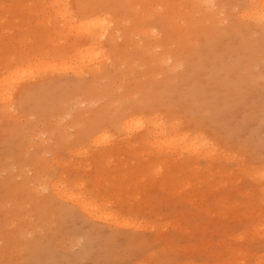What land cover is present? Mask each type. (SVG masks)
I'll list each match as a JSON object with an SVG mask.
<instances>
[{"label":"rangeland","instance_id":"374dc122","mask_svg":"<svg viewBox=\"0 0 264 264\" xmlns=\"http://www.w3.org/2000/svg\"><path fill=\"white\" fill-rule=\"evenodd\" d=\"M163 1L0 0V93L7 95L0 99V264H47L46 255L49 264H264V31L247 18L237 34L227 27L248 0H223V9L209 0L212 10H224L216 12L219 29L210 47L188 52L181 64L167 53L170 60L159 57L168 63H157L160 47L146 45L143 56L135 47L151 41L150 34L164 37L154 14L177 0ZM178 1L184 14L173 19L182 32L185 14L194 25L208 19L204 4ZM98 16L107 21L102 30H80ZM142 19L147 35L137 28ZM128 35L137 46H127ZM252 41L258 49L244 57ZM92 47L98 56L89 63L79 53ZM15 66L36 74L19 78ZM149 87L154 98H143ZM133 115L176 124L169 129L182 140L200 134L206 154L200 147L184 150L183 143L173 149L153 145V138L145 142L140 126L124 131L122 121ZM96 134L93 140H103L93 142ZM49 182L94 202L97 217L75 210L66 193L67 200L53 199ZM25 184L38 187L43 205L32 203ZM22 225L30 229L10 244Z\"/></svg>","mask_w":264,"mask_h":264},{"label":"bare ground","instance_id":"6f19581e","mask_svg":"<svg viewBox=\"0 0 264 264\" xmlns=\"http://www.w3.org/2000/svg\"><path fill=\"white\" fill-rule=\"evenodd\" d=\"M113 2H116L117 0H112ZM162 2H164L163 0H161ZM166 1V0H165ZM211 1V0H210ZM209 0H191V2H192V4L194 5V6H199V7H201V4H204V9L206 10V12H207V14L205 15V17H208V19L207 20H205L204 19V21H202L201 23H197V22H195V25L191 22V20L189 19L190 17H188V14H185V18L187 19H185L184 18V22H183V28H184V30H183V32H182V30H180V28H178L177 26H179V27H181L180 25H178V24H176L175 25V21H174V15L176 14V13H179L180 14V16H182L184 13H183V11H179V9L177 8V6H179L180 4H179V1L177 0V1H175V3L171 6H166V7H163L162 9H159L158 11H156V13L154 14V22H155V24H158L159 26V28H160V30L162 29V28H164V37H160V39L159 40H157V38L156 37H153L154 35H155V33L154 34H150L151 33V30L150 31H148V32H150L149 34V36H151L150 37V40L151 41H149V42H143L142 44H139V47L136 45V44H132V42L133 41H131V40H129V35L128 36H126V38H125V41H126V44H127V42H128V44L129 45H127V46H131V47H135V46H137V47H135V48H138V51H140L139 53H141L142 54V56L143 55H145V50H144V48L146 49L147 48V51H149L148 50V47L146 46V45H148V44H151V43H153V44H155V46L156 47H160V50H161V53L160 52H158L159 53V55H158V57L160 56V55H164L165 56V53H167L168 55H170V57H172L173 59H174V62L176 63L177 62V64L178 63H182V61L180 60L181 58H183L185 61H186V58L188 57L187 56V53L188 52H191V51H193V50H195V54H197V53H199V52H201L200 51V48H203V49H206V48H208V47H210L209 45L213 42V40L215 39V35L218 33V31H217V29H219V18H218V15H219V13L217 12L219 9V12H221L222 11V9H223V7H222V1L223 0H217V4L216 5H218V6H220V7H222V9L221 8H219L218 10H212V7H213V3H211ZM56 2H57V0H56ZM211 4H210V3ZM237 2V1H236ZM166 4H167V2H166ZM107 7H109V5L108 4H105ZM169 5V4H168ZM215 5V4H214ZM110 8V7H109ZM112 8H116V6L115 7H112ZM111 8V9H112ZM243 8L244 9H240L241 11L238 13V16H236L235 17V19H231L230 20V22H229V25L227 26V27H229L230 28V32L231 33H236L237 34V31L239 30V28H241V24L242 23H244V21H242L243 19L245 20L246 18H247V21L248 20H250V21H252V22H255V24H253V23H250V21H249V23L251 24V25H253V26H255L258 30H261V31H264V23H263V21H264V0H248L247 1V3L245 4L244 3V5H243ZM35 9V8H34ZM39 12H40V10H38ZM153 11V10H152ZM224 11V10H223ZM222 11V12H223ZM56 12V11H55ZM63 12H66V11H64L63 10ZM148 12V11H147ZM216 12H217V14H216ZM67 13H68V11L66 12V15H67ZM141 13V12H140ZM140 13H138V14H140ZM225 13V12H224ZM144 14H147L146 12L144 13ZM143 14V15H144ZM62 15V14H61ZM221 15V14H220ZM139 16H141V14L139 15ZM146 16V15H145ZM144 16V18H147V17H145ZM147 16H148V14H147ZM64 17V16H63ZM149 17V16H148ZM151 17V16H150ZM153 17V16H152ZM221 17V16H220ZM227 17H229V16H227ZM176 18V17H175ZM223 18H225V17H223ZM236 18H238V19H240V20H238V19H236ZM65 19V18H64ZM221 19V18H220ZM101 20H103V21H101ZM143 20L144 19H142V20H138V21H136V22H138V24H137V28H138V30H139V33L141 34H143V35H147V33L148 32H146L145 33V30H141V29H143L142 28V23H143ZM226 20V19H225ZM149 21V20H148ZM223 21V20H222ZM77 22V21H76ZM105 22H107V21H105V19L104 18H99V16L98 17H95V18H93V19H89V20H86L83 24H82V26H81V28H80V30H84V31H87V32H90L91 34H94L95 33V29H97V28H100L101 30L103 29V27L105 26ZM182 22V21H181ZM79 23V22H78ZM82 23V22H81ZM177 23V22H176ZM185 23V24H184ZM246 23H248V22H246ZM77 24V23H76ZM81 25V24H80ZM248 25V24H247ZM246 25V26H247ZM66 26H68V25H66ZM78 26V25H77ZM115 26V25H114ZM117 26V25H116ZM242 26L244 27V25L242 24ZM79 27V26H78ZM250 27V26H249ZM254 27V28H255ZM94 28V29H93ZM246 28V27H245ZM131 29V28H130ZM149 29H151V28H149ZM242 29H244V28H242ZM79 30V29H78ZM79 30V32H81ZM105 30V29H104ZM111 30L112 29H110V31L109 32H111ZM114 30V29H113ZM131 30H133V29H131ZM135 30H137V29H135ZM148 30V29H147ZM188 30V31H187ZM220 30H222V29H220ZM227 30H229V29H227ZM241 30V29H240ZM115 31V30H114ZM130 31V30H129ZM101 32V31H100ZM103 32H105V31H103ZM154 32H156V31H154ZM184 32H189L190 34H192V35H194L195 37L194 38H197L198 40H199V47H197L196 49L193 47V45L191 44L192 42L191 41H188L187 40V38L185 37V35L187 36V33H184ZM258 32V31H257ZM78 33V32H77ZM84 33V32H83ZM102 33V32H101ZM111 33H113V32H111ZM117 33V32H116ZM130 33V32H129ZM115 32L113 33V37H112V39H114V37H115ZM183 35V37L187 40V45L185 46V45H180L179 46V44H181L182 42H181V39H180V35ZM104 35V34H103ZM117 35V34H116ZM93 36V35H92ZM148 36V37H149ZM155 36H157V34L155 35ZM100 37V36H99ZM119 39V38H118ZM131 39H134V38H131ZM94 40H96V38L94 39ZM154 40V41H153ZM193 40V39H192ZM195 40V39H194ZM193 40V41H194ZM197 40V41H198ZM93 41V40H92ZM135 42V41H134ZM253 42V41H252ZM251 42V43H252ZM86 43V42H85ZM84 43V44H85ZM92 43H95L94 41L92 42ZM136 43H138V42H136ZM235 43V42H234ZM251 43H248V44H246V46H245V49H242V51H243V56L244 55H246V57L247 56H249L250 55V53H253L254 52V50L256 51L258 48H257V41H254L253 42V44H251ZM153 44H152V46L151 45H149V46H151L150 48L151 49H155V48H153ZM226 45V44H225ZM243 45H245V44H243ZM11 46V45H10ZM77 46H78V44H77ZM82 47V46H81ZM214 47V46H213ZM222 47H223V44H222ZM225 47V46H224ZM251 47V48H250ZM11 48V47H10ZM158 48H156V50L158 49ZM218 48V47H217ZM230 48V47H229ZM244 48V47H243ZM67 49V48H66ZM82 49H84V47L82 48ZM78 50V49H77ZM76 50V51H77ZM80 50V49H79ZM78 50V51H79ZM94 50V48L92 47V48H89V49H85V51H83V50H80L79 52V55L80 56H83L84 57V60L86 59L87 61L88 60H95V59H97V56H98V54H92V52H94L93 51ZM210 50H211V48H210ZM220 50V49H219ZM226 50H227V48H226ZM82 51H83V53H82ZM152 52H155V51H153V50H151ZM166 51V52H165ZM172 51H175V53L174 52H172ZM229 51V50H228ZM240 51V50H239ZM164 52V53H163ZM205 52V51H204ZM234 52V51H233ZM172 53V54H171ZM240 53V52H239ZM29 54H31V53H29ZM76 53L74 52L73 53V56L75 55ZM189 54H191V53H189ZM241 54H242V52H241ZM168 55L167 56H165L166 58H168ZM203 55V54H202ZM232 55V54H231ZM75 56H77L78 57V55L76 54ZM157 56V55H156ZM211 56V55H210ZM229 56V55H228ZM156 57V59H157V63H160V62H162V60H165V58H163V56L162 57ZM170 57L168 58L169 60H170ZM194 57L195 56H191V58H190V60L191 61H194ZM201 57V56H200ZM205 58H206V56H204ZM241 57V56H240ZM245 57V56H244ZM78 58H80V57H78ZM153 58V57H152ZM180 58V59H179ZM217 58V57H216ZM242 58V57H241ZM67 59V58H66ZM81 59V58H80ZM199 59V58H198ZM201 59V58H200ZM199 59V60H200ZM30 60V59H29ZM43 60H45V59H43ZM84 60H80V64H82V61H84ZM104 60V59H103ZM205 61H206V59H204ZM30 61H32V60H30ZM30 61H28L29 62V64H27V67L29 66V67H32V66H30ZM68 61V60H67ZM90 61H88L89 63H90ZM96 61V60H95ZM147 61H149V60H147ZM167 63H168V60H165ZM165 61H163V63H165ZM184 61V62H185ZM196 61V60H195ZM201 61V60H200ZM200 61H198V62H200ZM211 61H213V60H211ZM239 61V60H238ZM10 62H12V61H10ZM27 62V63H28ZM93 62V61H92ZM150 62V61H149ZM189 62V61H188ZM188 62H186V64L188 63ZM56 63V62H55ZM55 63H53V65L51 66V67H56V64L58 63V66H60V64L62 65L61 67H67V65H68V63L66 62H64L63 64H62V62H57L56 64ZM84 63V65L82 64V65H80L79 64V68H80V66H83L84 68H85V65H86V63L87 62H83ZM151 65H156L157 63H156V60H152L151 59ZM173 63V62H172ZM218 63V62H217ZM240 63V62H239ZM25 64V63H24ZM38 65H40L41 64V61H39L38 63H37ZM46 65H49V64H47V62L45 63ZM177 64H175L176 66H177ZM196 64H197V62H196ZM199 64V63H198ZM210 64V63H209ZM241 64V63H240ZM23 65V64H22ZM108 65V64H107ZM164 65V64H163ZM191 65L192 64H187V66L190 68L191 67ZM25 66L26 65H24V66H20V68H22V69H24L25 68ZM57 66V67H58ZM87 66H89L90 67V65L89 64H87ZM95 66V65H94ZM98 66V65H97ZM169 66H170V64H169ZM174 66V64H172V67ZM195 66V65H194ZM18 68V66H15V69L16 70H14V68H13V70L14 71H16V73L17 72H19L20 70H22V69H19L18 71H17V68ZM24 67V68H23ZM34 67V66H33ZM65 67V68H66ZM77 67V66H76ZM82 67V68H83ZM96 67V66H95ZM172 67H171V69H172ZM175 67V66H174ZM200 67V66H199ZM206 67H208V66H206ZM78 68V67H77ZM76 68V69H77ZM82 68H80V69H82ZM93 68V67H92ZM205 68V67H204ZM209 68V67H208ZM234 68V67H233ZM26 69H28V68H26ZM25 69V70H26ZM64 69V68H63ZM100 69V68H99ZM168 69H169V67H168ZM196 69V68H195ZM199 69V68H198ZM197 69V70H198ZM232 69V68H231ZM239 69H241V67L239 68ZM11 69H9V71H10ZM13 70H11V71H13ZM30 70V68L28 69V71ZM74 70H75V67H74V69H73V72H74ZM192 70H194V69H192ZM196 70V71H197ZM202 70H204V69H202ZM10 71V72H11ZM23 71V70H22ZM22 71H20L19 73H17L18 75H20L21 77H19L18 75V77L19 78H22L23 79V76L20 74V73H22V74H25V73H27L28 74V71L27 72H25V73H23ZM206 71V70H205ZM211 71V70H210ZM230 71V70H229ZM228 71V72H229ZM238 71H240V70H238ZM34 72V70L33 71H31V73H33ZM194 72V71H193ZM202 72V71H201ZM204 72V71H203ZM15 72L13 73H11V74H16ZM29 73H30V71H29ZM30 73V74H31ZM237 73H239V72H237ZM33 74H36L35 72L33 73ZM194 74H195V72H194ZM205 74V73H204ZM229 74V73H228ZM197 75H200V74H198L197 73ZM238 75V74H237ZM27 76H29V74L27 75ZM27 76H25L24 78H26ZM31 76V75H30ZM32 76H34V75H32ZM184 76H185V73L183 72L182 74H181V78H183L184 79ZM217 76V75H216ZM232 76H233V74H232ZM186 77H188L187 75H186ZM192 77H194V76H192ZM206 77H207V75H206ZM242 77V76H241ZM9 78V77H8ZM180 78V79H181ZM235 78V77H234ZM1 79V78H0ZM13 80H14V77L12 78ZM12 79H7V80H10V81H12L13 82V80ZM16 79V78H15ZM32 79V78H31ZM188 79H189V77H188ZM198 79V78H197ZM205 79V78H204ZM211 79V78H210ZM2 80H4V79H2ZM2 80H0L1 81V83H3L2 82ZM17 80V79H16ZM199 80V79H198ZM10 81H8V82H10ZM186 81V80H185ZM184 81V82H185ZM187 82L189 83V80H187ZM3 84H5V83H3ZM7 84H9V83H6V86H7ZM185 84H186V82H185ZM235 84H236V82H235ZM10 85V84H9ZM7 86L8 88L10 87V86ZM196 85V84H195ZM164 83H162V84H160V86H158L159 87V89L160 88H162L163 90H164ZM4 87V86H3ZM182 87V86H181ZM184 87V86H183ZM188 87V86H187ZM8 88H6L7 90H8ZM13 88V87H12ZM180 88V87H179ZM203 88H204V86H203ZM1 89V88H0ZM147 90L149 89V91H150V93L148 92V91H146V92H144V97L143 98H147V99H151V98H154V96H155V92H154V88H146ZM162 89H160V90H162ZM176 89H178V88H176ZM182 89V88H181ZM215 89V88H214ZM160 90H159V92H160ZM180 91V90H179ZM207 90H205V92H206ZM219 91H220V89H219ZM164 93H165V90L163 91ZM5 93H6V91H5ZM9 93V92H8ZM167 93V92H166ZM187 93V92H186ZM206 93H208V92H206ZM221 93V92H220ZM157 94H158V92H157ZM156 94V95H157ZM162 94V93H161ZM176 94V93H175ZM184 94V93H183ZM2 94L0 93V99L2 98V99H4V97L6 98L7 97V95L6 96H1ZM5 95V94H4ZM91 96H92V98H98V94H96V93H92V94H90ZM162 95H164V94H162ZM178 95V94H177ZM180 95V94H179ZM186 95V94H185ZM187 95H189V93L187 94ZM204 95H206V94H204ZM153 96V97H152ZM159 96V95H158ZM167 96V95H166ZM190 96V95H189ZM191 96H192V94H191ZM190 96V97H191ZM100 97V96H99ZM174 97H177L176 95L174 96ZM182 97H183V95H182ZM87 98H89V97H87ZM158 98V97H157ZM162 98V97H161ZM185 98V97H184ZM192 98V97H191ZM207 98V97H206ZM156 99V98H155ZM160 99V98H159ZM180 99V98H179ZM190 99V98H189ZM78 101H79V99H77ZM87 100V99H86ZM146 100V99H145ZM153 100V99H152ZM161 100V99H160ZM186 100H187V97H186ZM4 101V100H3ZM76 101V100H75ZM6 102V101H5ZM147 102V101H146ZM78 104V103H77ZM148 104V103H147ZM3 105H4V102H3ZM5 106V105H4ZM7 106V105H6ZM8 108H10L9 106H8ZM18 109V108H17ZM102 109V108H101ZM100 111V110H99ZM5 112V111H4ZM94 112H96L95 111V109H94ZM84 113L85 114H87L85 111H84ZM78 115V114H77ZM76 115V116H77ZM140 115V114H139ZM121 116V115H120ZM134 116V115H133ZM132 116V117H133ZM138 116V115H137ZM127 117V116H126ZM132 117L130 118V117H128V118H125V119H127V120H123L122 121V124H121V126H122V129L124 130V131H126V132H128V133H130V131H129V129H133L132 127H136V126H140V128L141 127H143L144 128V130H145V134H143V136L142 137H145L146 136V138L147 139H145L146 141L145 142H150V144H153V145H155L156 143L159 145V144H167L169 147H171V148H173V149H175L174 147H177V145H178V143L179 144H182V146H183V148H184V150H197V149H199L198 147H200V149H202V147L204 146V145H206V143H204L203 141H202V139H200L201 137V135L200 134H197V135H192V137L190 136L189 138L187 137V136H184V140H182V136L181 135H177V134H174V132H171V130L170 129H175V126H176V124H173V123H169L170 124V129H169V124L168 125H166L165 123H163L162 121H159L158 120V117H157V119H153V120H150V119H143V117L142 118H140V116H139V118H135L136 116H134L133 117V119H132ZM73 118V117H72ZM136 119V120H135ZM152 119V118H151ZM160 119V118H159ZM147 120H149V121H147ZM151 121V122H150ZM92 124V127H94V128H96V125H98V122L97 121H95L94 123H91ZM132 125H134V126H132ZM150 126H151V128H150ZM177 127V126H176ZM138 129H139V127H137ZM107 129V128H106ZM105 129V130H106ZM108 131V130H107ZM141 131H143V130H141ZM147 131V132H146ZM168 131L170 132V133H168ZM100 133H102L101 131H100ZM100 133H98V135L100 134ZM143 133V132H142ZM37 134V133H36ZM50 134V133H49ZM95 134V133H94ZM104 134H105V132H104ZM104 134H101L100 136H99V138H101L102 139V137L105 139V137L104 136H106V135H104ZM98 135L96 134V135H94L93 136V138H92V140L93 139H95L96 138V136H97V138H98ZM102 135H104V136H102ZM142 135V134H141ZM39 136H41V135H39ZM102 136V137H101ZM152 136V137H151ZM38 138V137H37ZM42 138V137H41ZM41 138H40V141H41ZM106 138H108V137H106ZM153 138V139H152ZM43 140H44V138H42ZM46 139H47V137H46ZM150 139H152L151 141L153 142H151V141H147V140H150ZM42 140V141H43ZM97 140V139H96ZM96 140H93V142H97ZM103 140V139H102ZM102 140H99V142L100 141H102ZM160 140H161V142H160ZM49 142V141H48ZM92 142V141H91ZM181 142V143H180ZM204 143V144H203ZM94 144V143H93ZM156 144V145H157ZM203 145V146H202ZM160 146V145H159ZM180 146V145H179ZM202 146V147H201ZM210 145H208L207 147H209ZM211 147V148H210ZM209 147V149H212V145ZM81 148V147H80ZM79 148V149H80ZM214 148V147H213ZM181 149V148H180ZM69 150V149H68ZM78 150V149H77ZM76 150V151H77ZM108 150V149H107ZM205 150V149H204ZM208 150V149H207ZM215 150V149H214ZM195 152V151H194ZM198 152V151H197ZM201 152H204L203 151V149H202V151ZM211 151H208V153L207 154H211L210 153ZM215 152V151H214ZM77 153H78V151H77ZM103 153H105V151L103 152ZM75 154V153H74ZM200 154V153H199ZM204 154H206V151L204 152ZM43 180V179H42ZM27 181H29V180H27ZM45 180H43V182H42V189H45L46 187H47V184L44 182ZM50 181V180H49ZM50 183V182H49ZM55 182H52V183H50V184H54ZM49 184V185H50ZM52 186V185H51ZM54 186V189L56 190V191H53V187H52V190H51V187H49L50 189H48L47 191L51 194V196H52V198L53 199H56V200H59V198H61L62 197V199H63V197H65L66 195V197H68V199H69V201H70V199H71V201L72 200H74V201H72L73 202V205H72V207L75 209V210H78V209H81V210H85L86 212V214H90V217H92V215L95 213H97V211H98V209H97V207H96V204L94 203V202H89V201H87L86 199H84V198H82V197H80V196H78V195H75L72 191H70V192H68V190L67 189H63V187L62 186H60V184L59 183H55V185H53ZM25 187H27L28 188V190H27V196H29L30 198H31V200H32V203H34V202H37L38 204H40V205H43L42 204V199H41V197H38L37 195H36V193L35 192H37V190H38V187L37 188H34V189H31L30 187H29V185L28 184H25ZM47 189V188H46ZM62 191V192H61ZM39 192V191H38ZM65 193H66V195H65ZM68 193H70L71 194V196H73V197H71V196H68L69 194ZM25 194H26V192H25ZM50 194L48 195V196H50ZM62 195V196H61ZM65 197V198H66ZM64 198V199H65ZM48 199V198H47ZM66 200H67V198H66ZM59 201H61V200H59ZM62 202V201H61ZM64 203V202H63ZM45 204V206H43V207H45V209H47L48 210V208H50V206H51V204H50V202L49 203H44ZM57 208H58V210L60 211V213L61 212H64V210L66 209V206H63V205H58L57 206ZM67 208H69L71 211H74V209L73 208H71V207H69V206H67ZM78 208V209H77ZM66 212H67V209H66ZM93 215L94 217H97V215ZM99 216H100V214H99ZM101 217V216H100ZM7 220H9V219H7ZM13 220H9V222H12ZM8 222V221H7ZM13 223V222H12ZM8 224V223H7ZM30 229V227L29 226H25V225H22V226H19L18 227V229H16L15 230V232L10 236V239L9 240H11V242H10V244H12L13 243V241L14 240H18V237H20V235L21 234H25L28 230ZM16 238V239H15ZM36 239L33 241V243H36ZM31 251H33V249H31ZM49 255H46V256H44V257H42V259H41V261L42 262H44V263H47V264H49V263H52L53 261L52 260H50L49 259ZM46 261H45V260Z\"/></svg>","mask_w":264,"mask_h":264}]
</instances>
